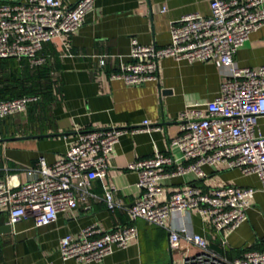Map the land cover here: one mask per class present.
<instances>
[{"label": "crops", "instance_id": "1", "mask_svg": "<svg viewBox=\"0 0 264 264\" xmlns=\"http://www.w3.org/2000/svg\"><path fill=\"white\" fill-rule=\"evenodd\" d=\"M76 1L61 0V4L67 9ZM186 13L208 15L209 0H94L77 30L44 43L42 54L50 70L52 95L40 109H26L21 117L0 125V181L16 188L33 179L38 158L53 163L80 132L108 127L125 131L108 155L106 175L90 181L94 196L89 199V209L79 204L59 212L55 221L36 227L30 217L9 224L7 210L0 208V264H182L186 243L181 240L180 248L171 250L167 229L140 219L133 222L137 237L129 239L124 248H114L100 262L63 260L58 245L62 236L75 237L92 223L103 230L130 224L127 208L138 199L140 190L136 171L127 165L156 153L181 159L179 149L170 145L179 133L177 113L187 103L211 100L219 94L223 78L213 60L176 61L166 57L158 61L157 80L128 85L109 79L111 62L99 68L93 57L107 52L127 59L132 37L141 44L164 46L170 40L171 21ZM234 61L240 67H264V26L250 33L235 52ZM144 119L157 127L141 130ZM257 123L264 134V116ZM203 169L206 176L200 178L191 172L161 178L158 201L165 202L172 192L186 186L202 191L220 186L252 187L254 195L246 209V220L222 235L210 226L206 213L187 210L168 217L166 227L186 226L228 259L247 250H261L264 193L257 175H244L237 168L220 164ZM109 188L115 189L122 207L106 208L102 198Z\"/></svg>", "mask_w": 264, "mask_h": 264}, {"label": "built area", "instance_id": "2", "mask_svg": "<svg viewBox=\"0 0 264 264\" xmlns=\"http://www.w3.org/2000/svg\"><path fill=\"white\" fill-rule=\"evenodd\" d=\"M93 3L94 0H77L66 9L61 0H3L0 58L25 59L30 68L44 65V43L77 30ZM261 26L264 0H209L208 15L186 13L171 21L170 40L164 46L141 44L132 37L127 59L120 53L93 55L99 68L111 62L109 79L128 85L157 80L158 61L166 57L176 61H216L223 79L215 98L187 103L177 113L179 133L170 145L179 149L181 159L156 153L127 165L136 171V186L140 190L138 199L127 208L131 223L109 230L92 223L75 237L62 236L58 245L61 259L102 261L114 248H124L129 239L137 237L133 222L140 219L166 228L171 250H178L181 240L186 243L182 264H264V245L261 250H247L228 259L186 226L166 227L171 215L198 210L208 215L216 232L225 235L246 220V209L254 195L252 187L220 186L202 191L186 186L172 192L165 202L158 201L161 178L189 172L204 177L203 167L216 164L237 168L244 175H257L264 193V134L257 123L264 116V67H240L234 61L237 49ZM37 99V95H23L0 100V120L25 112L28 104ZM156 127L144 119L140 129ZM124 131L108 127L80 132L64 155L53 163L47 164L39 157L33 179L16 188L0 181V208L7 210L8 223L30 217L39 227L55 221L59 212L79 204L89 209V199L94 196L89 190L90 181L106 175L108 155ZM114 190H105L102 198L108 210L123 206ZM190 247L195 252L190 253Z\"/></svg>", "mask_w": 264, "mask_h": 264}, {"label": "trees", "instance_id": "3", "mask_svg": "<svg viewBox=\"0 0 264 264\" xmlns=\"http://www.w3.org/2000/svg\"><path fill=\"white\" fill-rule=\"evenodd\" d=\"M50 76L49 67L46 65L30 68L25 59L0 58V100L23 95H37L39 100L31 102L27 111H33L34 108L40 109L42 103L52 95ZM9 117L1 119L0 125Z\"/></svg>", "mask_w": 264, "mask_h": 264}, {"label": "rangeland", "instance_id": "4", "mask_svg": "<svg viewBox=\"0 0 264 264\" xmlns=\"http://www.w3.org/2000/svg\"><path fill=\"white\" fill-rule=\"evenodd\" d=\"M6 1H18V0H6ZM23 113L24 112L19 113V114L11 115L9 118L6 119V121H11V120L17 119V118L21 117L23 115ZM194 252H195V249H194Z\"/></svg>", "mask_w": 264, "mask_h": 264}, {"label": "water", "instance_id": "5", "mask_svg": "<svg viewBox=\"0 0 264 264\" xmlns=\"http://www.w3.org/2000/svg\"><path fill=\"white\" fill-rule=\"evenodd\" d=\"M3 228H6V226L4 227V226H2ZM7 228H9V225H7Z\"/></svg>", "mask_w": 264, "mask_h": 264}]
</instances>
